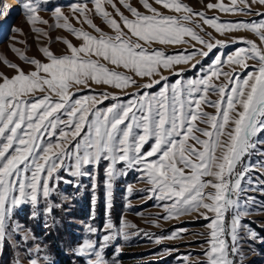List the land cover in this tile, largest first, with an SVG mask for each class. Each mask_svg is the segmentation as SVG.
Instances as JSON below:
<instances>
[{
	"label": "snow or ice",
	"instance_id": "snow-or-ice-1",
	"mask_svg": "<svg viewBox=\"0 0 264 264\" xmlns=\"http://www.w3.org/2000/svg\"><path fill=\"white\" fill-rule=\"evenodd\" d=\"M51 2L20 3L26 22L39 35L47 33L36 25L48 24L39 12L47 11ZM88 3L93 4L94 13ZM119 3L130 16L124 15L113 0H77L55 6V27L72 33L82 41L81 46L65 39L68 51L59 56L42 47L40 51L46 58L43 62L27 59L18 49H12L34 66L27 73L5 61L15 74L0 75V255L10 242L9 246L16 251L22 249L28 264H55L44 242L30 226L15 218L16 213L27 206L31 209L29 219L42 218L43 226L51 229L54 210L63 207L52 197L59 196L63 202L71 199L59 191V184L63 181L79 188L82 177L91 179L95 205L99 199L98 169L105 162L103 199L107 218L100 228L85 224L87 238L69 249L72 255L84 258V264H119L116 256L122 245L116 241L128 242L141 234L139 229L130 232L136 226L126 220L121 219L117 226L110 218L115 183L126 177L129 170L139 173L137 180L149 185L140 191L147 193L145 199L158 202L154 206L165 213L161 219L168 221L197 212L208 221L205 260L201 264H243L245 236L264 244V236L242 223L246 216L264 210V204L254 208L256 197L247 195H264V178L254 180L251 175L255 170L264 177V160L251 163L246 159L256 152L258 145L264 144L258 139L264 134V12H253L254 6L264 7V0H202L205 11H193L182 0H140L146 13L138 11L128 0ZM104 5L114 9L119 21ZM63 7H68L78 20L83 17V23L99 35L72 27L62 13ZM206 11L254 15L258 19L222 21L218 15H206ZM10 12L7 5H0V15L7 17ZM89 13L102 18L114 35L96 27ZM201 24L215 33L245 31L256 39L234 40L233 43L241 42L244 46L226 59L215 55L196 78L169 83L161 68L172 70L196 56L206 58L214 48L226 46L222 41L211 42V32L205 33L209 39H204L194 30L203 31ZM186 37L206 50L166 55L153 48L154 44H187ZM225 65L231 70L223 71ZM195 67L193 64L192 68ZM134 77L147 78V82L138 83ZM220 77L223 81L216 83ZM93 85L118 89L129 98L125 101L108 91L94 94L90 91ZM156 85H160L159 91H149ZM129 88L136 91L129 93ZM86 89L88 94H78ZM210 96L218 98L211 100ZM105 101L111 103L99 107ZM204 106L213 108L214 114L204 111ZM260 154L264 155V149ZM61 170L76 179L64 180L59 175ZM132 195L129 185L125 210L130 207ZM185 231L174 228L167 237L152 238L160 244L164 239H182L181 233ZM113 245L115 253L109 260L106 250ZM173 251L165 248L160 255ZM183 259L187 261L189 257ZM15 264H22V259L15 258Z\"/></svg>",
	"mask_w": 264,
	"mask_h": 264
},
{
	"label": "rangeland",
	"instance_id": "rangeland-1",
	"mask_svg": "<svg viewBox=\"0 0 264 264\" xmlns=\"http://www.w3.org/2000/svg\"><path fill=\"white\" fill-rule=\"evenodd\" d=\"M22 0H0V5H7L11 12L7 17L0 15V75H6L11 77L15 74L14 70L5 65V61L17 65L24 72H29L34 70V66L25 62L20 58V55L12 51V49H18L27 59H37L46 61L43 57L40 48L48 47L51 52L59 56L65 54L67 46L63 43L66 39L74 46H81L82 41L74 37L69 31L55 27L57 21L53 16L52 9L57 5H67L77 0H52L47 7V11L41 10L39 12L42 19L48 21V24H38L36 27L41 28L47 35H39L33 31V26L26 22V17L20 9V3ZM79 2H84V0H79ZM133 7H136L138 11L145 12L140 0H128ZM152 2V0H149ZM183 3L189 5L193 11H205L202 6V0H182ZM214 2V0H203V3ZM226 2V0H222ZM120 11L126 16H130L126 9L119 3V0H113ZM156 6V5H154ZM87 7L90 9L94 8L92 3H88ZM105 9L113 15V18L119 21V17L115 16V11L110 5H104ZM158 7V6H156ZM264 12V7H255L253 12ZM62 13L68 18L69 24L78 30H83L89 32L91 35L98 36L99 34L95 30L89 27L87 24L83 23V17L77 19L76 15L68 7L62 8ZM89 13L90 18L93 23L102 32L108 35H114L112 30L105 24L102 18ZM206 15L214 16L218 15L222 21H248L253 19H258L256 16H243V15H226L213 11H206ZM195 19V18H194ZM198 23H201L197 20ZM61 23H63L61 21ZM194 27V25H190ZM204 29L201 31L199 28H194L204 39L208 40L209 37L205 34L208 32L212 33L213 41H222L226 46L223 49L214 48L213 53H211L206 58H201L196 56L188 64L176 65L172 70L160 69L162 75L168 77V82L173 83L177 79L188 80L196 78L201 69H207V67L212 63L215 55H222V58L226 59L227 55L234 52L237 48L244 46L241 42L233 43L234 40L242 41L243 39H256L251 33L240 31L234 33L225 32L224 34L215 33L213 29L208 28L206 25H202ZM16 29L15 32L12 29ZM188 40L187 44L181 43L179 45H153V48L163 51L166 55L174 54L177 52H191L193 49L206 50L195 41L190 38H185ZM258 42V40L256 41ZM200 61V63H197ZM196 64L195 68L192 65ZM111 67V66H110ZM237 72H240L238 66L233 65ZM122 71L127 75H133L124 69H117ZM223 71H230L227 65L222 69ZM182 75H177L176 73H181ZM243 75V73H241ZM138 83L147 82V78L141 79L134 77ZM159 79V77H155ZM223 77H220L215 82L221 83ZM160 90V85H156L153 89L149 90L152 92H157ZM92 93H100L104 91L112 92L119 95L122 100H127L129 97L125 95L118 89H112L108 86L93 85L90 90ZM131 93L136 91L135 88H129L126 90ZM89 90H84L78 93L79 95L88 94ZM211 100H216L218 97L210 96ZM111 101H105L99 107H107ZM204 111L214 114V109L208 106H204ZM200 127H207L204 124H199ZM202 139L204 137H201ZM260 141H264V134L258 136ZM150 143L145 145L144 150H148ZM261 149H264V144H260L257 147L256 152L246 159L251 163H256L257 161L264 160V155H261ZM121 165H118L120 167ZM105 162H102L98 169V182H99V199L94 205L92 202V192H91V179L88 177H82L79 179L80 187H74L72 184H65L63 181L59 184V191L66 194L71 199L68 202H63L61 197L53 196L52 199L57 203H62L63 207L54 210V226L51 229H46L43 226V219L31 220L29 219L31 209L29 207H24L16 213L15 218L24 224L30 226L35 234L39 237L41 241L44 242L45 246L50 250L52 257L55 260V264L59 257H65L68 259L70 264H84V258L72 255L69 252L70 248H74L78 245L82 238H87L84 232V225L91 223L95 227H102L105 220V207L103 199V182L105 179L104 175ZM91 171V169H89ZM59 175L63 177L64 180L74 181L76 178L68 175L67 172L61 170ZM254 180H258L261 177L260 173L253 171L251 173ZM139 173L134 170H129L126 177H120L115 183L114 190V201L113 208L111 209V220L119 226L121 219L126 220L128 223L136 226L135 229H129L130 232L136 231V229L141 230V234L138 236H132L128 242L117 240L116 243L122 245V251L116 259L119 264H201L205 260L203 255L204 249L207 247L206 236L209 230L205 227L208 221L201 218L199 213L193 212L189 215H183L178 218H173L168 221L161 219L165 215L164 211L160 207H155L158 202L155 200L145 199L147 196L146 192L140 191L141 189H147L149 185L137 180ZM209 179V178H206ZM131 185L133 188V195L130 198V207L125 210L126 200V188ZM264 187V185H261ZM247 195L255 196L256 203L253 206L259 207L264 204V195L259 192H249ZM200 211H203L201 209ZM141 213V215H135L134 213ZM94 217V219H92ZM243 224L250 226V230H255L260 236H264V210L253 212L252 214L246 216L242 220ZM174 228H183L186 231L181 233L182 239H164L160 244H156L152 237H167L168 234ZM144 233L151 234L150 236H145ZM102 234V233H101ZM243 236L244 233L241 232ZM19 239V237H16ZM98 239L99 237H93ZM10 242L5 244L3 255H0V264H15V258H21L22 264H28L27 259H23V252L16 251L14 246H9ZM260 243L249 240L246 236L242 240L243 254L246 259L243 260V264H264V257L259 255L256 246ZM170 248L175 249V251L170 254L160 255L163 249ZM115 253V245L109 247L106 250V256L111 260ZM43 253H41V256ZM188 256L189 259L184 261V257Z\"/></svg>",
	"mask_w": 264,
	"mask_h": 264
},
{
	"label": "trees",
	"instance_id": "trees-1",
	"mask_svg": "<svg viewBox=\"0 0 264 264\" xmlns=\"http://www.w3.org/2000/svg\"><path fill=\"white\" fill-rule=\"evenodd\" d=\"M257 252L259 255L264 257V244L260 243L259 245L256 246ZM58 264H70L68 263V259H66L65 257H59Z\"/></svg>",
	"mask_w": 264,
	"mask_h": 264
}]
</instances>
